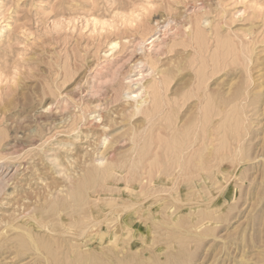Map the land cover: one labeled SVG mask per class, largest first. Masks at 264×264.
Wrapping results in <instances>:
<instances>
[{"label": "rangeland", "instance_id": "obj_1", "mask_svg": "<svg viewBox=\"0 0 264 264\" xmlns=\"http://www.w3.org/2000/svg\"><path fill=\"white\" fill-rule=\"evenodd\" d=\"M0 177V264H264V0H0Z\"/></svg>", "mask_w": 264, "mask_h": 264}, {"label": "bare ground", "instance_id": "obj_2", "mask_svg": "<svg viewBox=\"0 0 264 264\" xmlns=\"http://www.w3.org/2000/svg\"><path fill=\"white\" fill-rule=\"evenodd\" d=\"M150 39H151V41H150V43H153L156 39H157V37H156V35L155 34H152L150 37H149ZM158 45L157 46H159V44L160 43H157ZM115 46H116V43H114V44H111V48H115ZM247 57V56H246ZM249 58H247V60H248ZM250 61V60H249ZM136 63H140V60H136ZM248 63V62H247ZM250 63V62H249ZM143 64V63H142ZM248 65V64H247ZM246 65V66H247ZM218 66V65H217ZM141 70V69H140ZM212 70V69H211ZM249 70V69H248ZM143 71V70H142ZM212 72V71H211ZM210 72V74H212ZM139 73V72H138ZM143 73V72H142ZM141 72H140V75H139V77H137V78H130V75L129 76H127V77H124V79L126 80L127 79V83H126V87H127V89H130V88H133V86H135V85H137V89H141L140 91H133V93L132 94H134V95H132L131 93H129V91L127 92V90L125 91V92H122L120 95H121V97L122 98H124V99H126V100H131L132 101V103H131V106L129 107V108H132V111H133V113H139V112H141V111H145L147 108H146V104H147V100H146V95L148 94L146 91H145V86L146 85H144L143 83H142V80L145 78V75L144 74H142ZM147 75V74H146ZM147 77H148V75H147ZM96 79V78H95ZM99 80V79H98ZM100 80H101V78H100ZM124 80V81H125ZM161 82L160 83H158V85H157V88H161ZM198 85V84H197ZM196 87H199V85L198 86H196ZM136 89V88H135ZM197 88H195V90H196ZM198 90V89H197ZM200 92V91H199ZM144 93V95L142 96V94ZM200 94V93H199ZM158 95V94H157ZM235 95V94H234ZM207 96V95H206ZM104 99H102V101H103ZM110 100V99H109ZM101 101V100H100ZM127 101V102H128ZM96 102V101H95ZM104 102H105V100H104ZM149 103V102H148ZM100 102L98 103V104H95L94 105V107H93V111L92 112H94V114L96 113V112H99L100 113V111H101V107H100ZM109 106V105H108ZM203 106V105H202ZM100 107V108H99ZM156 109V108H155ZM104 110V109H103ZM151 110H153V109H151ZM147 111V110H146ZM207 111V110H206ZM153 112V111H152ZM132 113V112H131ZM130 113V114H131ZM134 114V115H135ZM97 116V115H96ZM96 116H94V119H95V117ZM100 116V115H99ZM91 117V116H90ZM102 117V116H101ZM207 117V116H206ZM101 123H103L102 121H101ZM210 129V128H209ZM219 131V130H218ZM133 133V132H132ZM135 133V132H134ZM185 133V132H184ZM219 134H221V133H219ZM132 135V134H131ZM107 137V136H106ZM103 139V138H102ZM184 139V138H183ZM186 143H184V145H185ZM192 144V143H191ZM189 145V144H188ZM191 146V145H190ZM192 147V146H191ZM190 147V148H191ZM237 147V146H236ZM188 149V148H187ZM237 150H238V147L236 148ZM215 151V150H214ZM180 153V152H179ZM110 154V153H109ZM103 155V154H102ZM181 156V155H180ZM176 157V156H175ZM103 158V157H102ZM180 158V157H179ZM179 168V167H178ZM203 168V167H202ZM221 169V168H220ZM106 170V169H105ZM108 170V169H107ZM200 170V169H199ZM112 171V170H111ZM104 172V171H103ZM6 173H4V175H5ZM108 174V173H107ZM106 174V175H107ZM197 174V173H196ZM3 175V176H4ZM165 176V175H164ZM162 177V176H161ZM3 181V178H1L0 177V183ZM1 187V186H0ZM4 187V186H3ZM2 187V188H3ZM2 192H3V190H2ZM81 192V191H80ZM78 193V192H77ZM2 194V193H1ZM81 196L79 195V198H80Z\"/></svg>", "mask_w": 264, "mask_h": 264}]
</instances>
